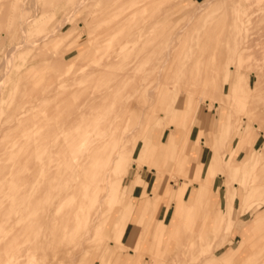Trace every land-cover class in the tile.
Masks as SVG:
<instances>
[{"label":"rangeland","instance_id":"obj_1","mask_svg":"<svg viewBox=\"0 0 264 264\" xmlns=\"http://www.w3.org/2000/svg\"><path fill=\"white\" fill-rule=\"evenodd\" d=\"M201 1L174 0L166 20L146 38L151 51L144 54L143 60L126 78L122 77L124 80L120 84L126 85V88L122 96L119 94L112 121L121 122L116 116L121 115L122 98L121 110L140 114L142 123L140 131L128 140V150L115 165L108 182V199L115 206L110 219L113 218L114 222H104L96 242L92 244L95 252L103 247L100 256L103 264H133L136 251L141 253L138 264H264V230L260 232L261 237L257 232L246 234L264 220V60L260 62L263 68L258 66L253 70L247 68L251 60L246 54L243 64L241 61L239 65L237 61L234 62L232 54H225L224 49L221 52L210 49L221 45L224 34L233 37L238 26L234 14L240 7L243 8L246 0H217L216 8H204L194 19L193 26L177 51L180 60L183 59V49L193 37L201 49H206L204 63L199 65L202 60L194 54L184 69L185 75L180 78L176 75L180 61H175L176 65L164 69L163 73L167 74L168 70L170 77L162 78L157 94L150 93L154 84L159 82L157 74L163 67L161 54L165 48L163 40L156 35L172 24L180 26L189 22V13ZM76 4H79V0H0V77H5L0 87V264H5L7 256L16 247L10 230L7 232L2 222L11 201L8 199V187L11 181H22L26 176L15 172L14 168L17 167L14 161L24 160L22 155L27 145L33 146L31 149L36 150V154L39 153L34 148L39 144L35 139L47 133V129L57 126L70 110L78 108L74 103L62 104V93L52 95L50 89L43 91L56 85L58 75L66 78L76 73V77L80 76L85 70L98 66L104 55L117 50L114 0H83L81 8L80 5L77 8ZM60 23H63L62 27ZM127 23L122 29L125 32L135 24L134 19ZM57 28L60 30L54 33ZM50 34L51 39L37 41L41 36ZM250 36L251 39L259 37ZM21 41H37L38 44L34 48H27L21 45ZM233 45L234 40H231L229 46ZM13 47L22 48L13 55L10 70L5 71L3 60L7 50ZM131 47L143 49L141 44L126 45L128 49ZM213 53L217 55L215 59ZM37 55L36 60L34 57ZM42 60H46L43 65ZM218 61L224 65L220 66L221 62ZM117 63L118 66L122 64L120 56H117ZM214 65L218 66L213 71L211 67ZM68 70L69 74L66 73ZM210 72H214V76ZM214 78H217L215 82ZM178 79L181 82H175ZM201 81L202 86H199ZM211 84L216 86L212 87ZM194 85L199 86L198 89ZM202 87L204 89L199 90ZM41 93L46 100L40 101L38 96ZM187 103L190 106L188 110L185 108ZM28 110H31L30 120L20 125L26 116L23 113ZM134 124L135 121L128 130L133 131L137 127ZM244 130L246 134L242 139ZM60 136L49 140L57 144L58 151L66 150L55 157L62 158L55 167L75 165L74 157H70L73 155V152L70 153L73 139L64 143V137ZM107 140L99 139L95 146ZM154 142L159 143V148L151 146ZM169 142L175 147L170 158L166 157L169 154L166 143ZM161 153L162 156L159 155ZM91 155L84 153V158L90 160ZM79 158L82 159L81 155ZM177 160L181 167L185 165L182 171ZM192 161L196 164L192 165ZM25 164L27 168L33 166ZM88 164L90 166L91 161ZM79 173H82V169L74 174ZM243 173H246L245 176ZM159 179L163 184L160 194H165L162 205L155 216L151 214L142 223L147 210L145 199L152 201L151 197H144L143 194L146 191L151 196L152 185H156ZM25 182L36 184L34 179ZM141 183L146 184L145 188L140 186ZM187 187L184 199H187L192 188H195L197 195L206 187L209 192L201 206L198 203H185L181 216L187 212L188 218L174 232L177 222L174 215L182 204L179 198ZM179 192L180 196L177 195ZM214 198L217 201L215 210L209 213V204ZM14 202L18 204L21 200ZM166 203L170 207L164 215ZM199 206L201 211L197 214ZM221 213L229 215L222 219ZM137 214V219H134ZM161 218L164 223L159 222ZM154 227L156 232L151 236L150 231ZM137 228L143 238L134 239L132 234ZM238 229L242 240L232 237ZM5 247L7 252L3 253ZM235 248L238 249L234 251Z\"/></svg>","mask_w":264,"mask_h":264},{"label":"bare ground","instance_id":"obj_2","mask_svg":"<svg viewBox=\"0 0 264 264\" xmlns=\"http://www.w3.org/2000/svg\"><path fill=\"white\" fill-rule=\"evenodd\" d=\"M82 1L80 2L79 0V4H76L77 8H79V5L80 8L82 7ZM217 2V0H202L198 2V6L189 13V22L180 26L177 23L172 24L163 33L159 35L154 34L163 40L165 48L161 54L163 61L162 72L160 71L157 74L159 82L154 84V89L150 91L151 94H157V89L161 85L160 83L163 77H170L168 70L167 74H164L163 71L167 66L169 69L172 67V64L176 65L175 61H180L176 74L180 78L185 75L184 69L189 65V61L194 54L199 55L202 60V62H199V65L204 63L206 49H201L193 37L191 38V42L183 49V59L180 60L177 51H179L178 47L183 43L184 37L193 26L194 19L202 13L204 8H216ZM174 3V0H114L117 50L108 55H104L98 66L85 70L80 76L76 77V73L67 75L66 78L58 75L56 85L45 88L43 91L47 92V89H50L52 95L62 93V104L74 103L78 108L77 110H70L67 116H63L58 121L57 126L47 129V133L37 140L35 139L39 144L34 148L39 150V153L36 154V150L31 149L33 146L27 145L22 155L24 160L16 159L14 161L17 167L14 168L15 172L24 173L26 176L22 181H11L8 187L10 190V198L8 199H11V201L8 203L7 213L2 216V222L7 232L8 229L10 230L11 239H15L16 247L14 252L7 256L5 264H83V262L85 264H94V260L97 261L96 264H103V261L100 260V256L103 254V247L101 246L98 252H95L92 244L96 242L95 240L99 235V230L105 225L106 221L114 222L113 218L110 219L115 210V206L108 199V182L115 165H117L119 159L128 150V140L140 131V125L142 123L139 117L140 114L134 111L127 110V112H123L121 110L123 104L122 98H120L121 115H118V117L115 115L117 119H121V122L117 120L112 121L113 115L117 111L119 94L122 96L124 88H126V85H121L120 83L143 60L144 54L151 51L150 47H147L146 38L159 28L163 20H166L168 10ZM234 15L238 20V26L233 37H228L224 34L221 45L216 48L210 47V49H218L219 52L224 49L225 54H232L235 58L234 62L237 61L239 65L241 61V64H243V56L246 54L251 60L247 68L255 70L258 66H261L260 62L264 60V0H246L243 8L240 7ZM65 19L68 20L67 18ZM133 19L135 24L131 26L130 30L123 31L124 24L129 23V21L131 22ZM61 24L63 23H60V27L63 26ZM59 30L60 28H57L54 33H57ZM70 33L73 34L72 32ZM71 34L69 35L71 36ZM252 34L258 35L259 37L257 39H251L250 35ZM51 37L52 34L46 35L45 37L41 36L44 39L39 38L37 41H47ZM231 40H234L233 47L229 46ZM37 41H34V43H31L32 41L30 43L21 41V45L27 48H34L38 44ZM142 42L145 44L143 45ZM130 43L141 44L143 49L137 47L126 48V45ZM21 48L13 47L7 50V56L3 60V68L6 69L5 71L10 70L13 63V55L21 50ZM117 56L122 58V64L119 66ZM214 56L213 53V58ZM38 57L37 55L34 58L37 60ZM45 61H41L42 65ZM218 62H221L219 64L220 66L223 64L222 61ZM215 66L217 67L218 65H214L213 68L210 66L213 71L216 68ZM233 66L237 69L235 63ZM113 69L114 71L111 73L110 71ZM203 70L205 69L203 68ZM66 73L69 74V70ZM210 73L215 74L214 72ZM215 79L217 78H214V82ZM178 81L180 79L175 82ZM210 81L211 79L208 80V82ZM4 82L5 77H0V87ZM175 82H172V84ZM202 82L199 86H202ZM204 84H206V81ZM199 86L196 87L194 85V88L196 87L198 89ZM212 87L210 89L214 90ZM201 89H204V87L199 88V90ZM206 89L209 90L208 87ZM38 97L40 101L47 99L43 93ZM113 97L114 100L111 103ZM30 111L28 110L23 113L26 116L22 118L20 125L23 123L26 124L30 120ZM62 114L65 115V112ZM134 121V125L137 127L133 128V131L128 130L129 125ZM60 135L64 137V143H67L70 138L73 139L74 145L70 151V153L73 152V155L70 157H74L73 160L76 161L74 163L75 165H72V163L66 167H55V164L62 159L55 157L61 155L62 152L65 153L66 150L61 149L58 151L57 144L50 143L49 140L54 136ZM103 138H108V140L96 147L97 140ZM153 145L159 148L158 142L151 144V146ZM169 150L167 153H169ZM84 153L87 155L92 153L91 159H85ZM79 155H81L82 159L79 158ZM159 155L162 156V153ZM166 157H168V154H166ZM178 160L177 164L179 165ZM90 161L91 165L88 166ZM25 163H30L33 166L27 168ZM149 165H154V161L152 165L150 163ZM179 166L181 168L179 170L182 171L185 165L183 167L181 165ZM79 169H82V173L74 174ZM245 174L243 173V176ZM31 179H34L36 184L29 185L25 182ZM162 185L160 179L156 185L153 184L152 190H150L151 196L147 195L146 191L143 194L144 189L141 191L144 197H151L152 199L150 202L145 199L147 210L142 219V223L151 214L155 216L154 214L159 211L162 205V196H165V194H160ZM140 186H144L145 188L146 184L141 183ZM188 188L185 190L183 196L179 198L182 202L177 211L179 216L183 212L182 207L185 206V203L192 205L198 203L200 205L207 198V193L209 192L208 187H206L207 189H204L200 195H197L194 191L195 188H192L187 199H184ZM18 189L20 190L18 191ZM14 191L15 193H13ZM16 199H20L21 203L16 204L14 202ZM173 201L176 204L174 199ZM216 203L215 198L210 202L208 208L209 213L214 212ZM169 205V203H166L164 215L166 211H169ZM200 206L198 207L197 214L201 211ZM137 216L138 214L134 219H137ZM159 222L164 223V220L161 218ZM188 223H186V226ZM139 228L132 234L134 239L143 238L140 235ZM150 232L151 236L154 235L156 228H152ZM6 248H4L3 253L4 251L5 253L7 252L5 250ZM140 254L139 251H136V260L133 261V264L141 262Z\"/></svg>","mask_w":264,"mask_h":264},{"label":"crops","instance_id":"obj_3","mask_svg":"<svg viewBox=\"0 0 264 264\" xmlns=\"http://www.w3.org/2000/svg\"><path fill=\"white\" fill-rule=\"evenodd\" d=\"M189 107H190V106H189V103H187L185 108L188 110ZM245 134H246V133H245V130H244V135L242 136V139L245 137ZM167 144H168L167 147H169V149H170V150H169V154H168V157L170 158V156H171V151H172V149L174 148V145H173V144H170V142H169V143H166V145H167ZM158 146H160L159 143H158ZM192 156H193V155H192ZM192 158H193V157H191V158L189 159V161L192 160ZM194 164H196L195 161H192V165H194ZM177 195L180 196V195H181L180 192H179V194H177ZM219 210H220V208H219ZM186 214H187V212H185L182 216H179L178 214L174 215V217L177 218V219H176L177 222L174 224V229H173L174 232L178 229V227H179L181 224H184L186 218H188V217L186 216ZM227 215H229V214L227 213V214L224 216V214L222 215V213H221V214H220V217L223 219V218L228 217ZM189 220H190V219H189ZM188 222H189V221H188ZM188 222H187V223H188ZM263 230H264V220H263L262 222H258L257 225H254L253 229H252L251 231H247L246 234H248V232H250V234H251V233H256V232H257V235L261 237V234H262V233H260V232H263ZM246 234H245V235H246ZM250 234H249V238L251 237ZM232 237H233V239H234V238L236 239V238L238 237V238H241V240H242V237L239 235V229H238V231H236V234H234V236H232ZM244 238H245V237H244ZM260 239H261V238H260ZM239 242H241V241L239 240ZM227 249H228V248H227ZM230 249H231V248H230ZM237 249H238V248H235L234 251L237 250ZM227 259H229V257H228ZM227 259H226V261H227Z\"/></svg>","mask_w":264,"mask_h":264}]
</instances>
